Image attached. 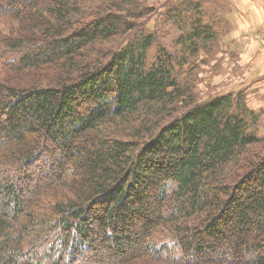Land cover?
Wrapping results in <instances>:
<instances>
[{
	"label": "trees",
	"instance_id": "obj_1",
	"mask_svg": "<svg viewBox=\"0 0 264 264\" xmlns=\"http://www.w3.org/2000/svg\"><path fill=\"white\" fill-rule=\"evenodd\" d=\"M7 2L0 42L28 46L0 51V144L27 172L0 173V264L84 247L99 264H264V108L248 85L197 84L233 0Z\"/></svg>",
	"mask_w": 264,
	"mask_h": 264
},
{
	"label": "rangeland",
	"instance_id": "obj_2",
	"mask_svg": "<svg viewBox=\"0 0 264 264\" xmlns=\"http://www.w3.org/2000/svg\"><path fill=\"white\" fill-rule=\"evenodd\" d=\"M151 1L155 2L157 0ZM239 1V3H241V0ZM256 1L257 0H246L245 2V0H242L243 3L245 2L243 6L248 5L247 7L243 8V11L242 9L237 7L235 1L233 0L235 6L231 8L230 13V19L232 22L231 30L228 32V36L225 35L223 41H221L220 50L217 52L216 57L214 59H211L210 61L201 60L206 59L203 58V56H201L199 59L201 69L198 73V79L200 80L197 84L200 93L204 94V92H225L232 89H243L246 85H248V103L252 107H257L254 105L255 96L251 95L256 90V88H253L256 79L254 78L255 76L252 75V78L250 76L254 72V70L259 66L258 55L260 52L254 53L253 51H251V49H253V47H259V44L261 47H264V29H258L253 27L254 24H251L250 22H248L249 25L246 26L248 15L254 9L257 13H259V6L256 5ZM7 3V0H0V7L6 5ZM239 3L238 6L240 5ZM27 46L28 43L25 42L22 45L13 48L5 46L0 42V51L6 52L9 55L10 59H17L20 55L25 52ZM260 56H262L261 53ZM48 145L50 148L54 147V143L52 142H49ZM7 150L8 147L4 146V144H0V173H7L8 175H12L17 182L19 177H24V174L27 171L24 170V168H20L15 165L12 166L10 165L8 160H4V155L7 153ZM51 154L43 152L42 157L39 159L40 161L38 162H43L44 165H46L45 168L48 171V166H50L48 165V163L52 159ZM50 171H54V165L51 166ZM39 174V172L33 174V180L30 181V185L33 186L39 183ZM40 183L42 188H46L45 185H42L43 182ZM90 220L91 226L96 229L98 227V224L92 219ZM233 242L234 241L232 238H224L219 244V247H223V251H225L224 255L226 259L233 256ZM74 244L78 245L77 241H75ZM207 251L206 252L208 253V259H206V261L208 262L205 261L204 263L217 264L215 262V259H212L216 258L217 254L214 253V251ZM107 253V250L102 249L100 252L96 253V255H93L91 249L84 247V249L81 250L79 255L74 256L70 254V257L65 259L64 263L70 260L71 264H99L101 262L100 259H105L108 256ZM129 262L130 261H122L120 264H126ZM23 264L28 263L25 262Z\"/></svg>",
	"mask_w": 264,
	"mask_h": 264
},
{
	"label": "crops",
	"instance_id": "obj_3",
	"mask_svg": "<svg viewBox=\"0 0 264 264\" xmlns=\"http://www.w3.org/2000/svg\"><path fill=\"white\" fill-rule=\"evenodd\" d=\"M237 7H239L240 9L243 10L244 7L243 6L246 2L243 3L241 0V3H239V0H234ZM252 1V0H250ZM238 3L240 4L238 6ZM247 4V3H246ZM256 5L259 6V13H257L255 11V9L248 15L247 17V25L248 26V22H250L251 24L253 23L255 28H262L264 29V0H257L256 1ZM252 8V6H251ZM244 11V10H243ZM248 29V28H245ZM251 51H253L254 53H261L262 56H260V53L258 55L259 57V66L254 70V72L251 74V78L253 76H255L254 78L256 79L255 81V85L253 86V88H256V90L251 94L253 96H255L254 99V105L257 106L255 108H264V47H261L259 44V47H256L253 49H251ZM253 75V76H252Z\"/></svg>",
	"mask_w": 264,
	"mask_h": 264
}]
</instances>
